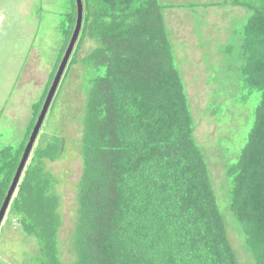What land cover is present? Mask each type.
<instances>
[{"label":"trees","instance_id":"trees-1","mask_svg":"<svg viewBox=\"0 0 264 264\" xmlns=\"http://www.w3.org/2000/svg\"><path fill=\"white\" fill-rule=\"evenodd\" d=\"M83 3L78 50L65 79L76 66L83 67L86 100L76 117L82 127L77 141L82 176L74 189L75 225L65 240L64 203L50 165L66 160L68 145L57 132L36 145L9 210V224H16L26 245L37 248L36 253L27 250L30 257L23 264H243L229 232L230 213L226 220L196 138L167 8L161 0ZM70 5L60 27L61 56L34 106L29 141L77 29V0ZM220 8L250 15L235 31L240 40L235 78L223 75L221 82L234 78L245 103L255 94L262 98L239 160L225 169L228 210L242 228L238 233L253 264H264V0H223ZM87 41L98 47L81 59ZM234 51L233 46L227 50ZM27 140L0 152V211ZM224 190L225 207L227 185Z\"/></svg>","mask_w":264,"mask_h":264},{"label":"rangeland","instance_id":"rangeland-1","mask_svg":"<svg viewBox=\"0 0 264 264\" xmlns=\"http://www.w3.org/2000/svg\"><path fill=\"white\" fill-rule=\"evenodd\" d=\"M222 1L161 0V4L167 8L165 16L176 49L177 67L182 72L196 121V138L218 188L217 194L220 193L223 214L228 220L230 213L233 223L231 231L229 228L231 239L242 263L253 264L238 233L242 228L228 210L229 184L225 168L239 160L254 128L262 95L255 94L245 103L244 94L234 81L240 57V50L236 48L240 40L235 31L240 30L250 15L240 9L220 8ZM70 7V0H0V152L8 147L19 148L27 140L34 106L46 93L61 56L60 27ZM232 46L235 51L230 55L227 50ZM97 47L95 42H85L81 59ZM69 69L70 65L67 72ZM67 72L37 142L38 146L41 140H48L57 132L67 138L66 160L50 165L52 173L58 176V194L64 203L65 240L75 225L74 189L82 176L77 143L81 140L82 127L76 117L85 108L86 100L81 90L83 67L76 66L65 82ZM223 75L234 78L222 83ZM218 102L219 121L212 115ZM226 185L228 204L224 207L222 190ZM13 226L9 224L8 214L0 229V264H23L30 257L27 250L37 252L33 244L26 245V237L16 230L15 223Z\"/></svg>","mask_w":264,"mask_h":264},{"label":"water","instance_id":"water-1","mask_svg":"<svg viewBox=\"0 0 264 264\" xmlns=\"http://www.w3.org/2000/svg\"><path fill=\"white\" fill-rule=\"evenodd\" d=\"M77 3H78L77 29L74 33L71 44H70V46H69V48H68V50L64 56V59H63L61 65L59 67V70H58L57 75L55 77V80L52 84V87L49 91L48 97L45 101L41 115L38 119V122L35 126V129L31 135L30 141L27 145L23 160L21 162V166H20L19 171L16 175L14 183L11 187L9 195L6 199V202L4 203L3 208L0 211V229L2 228L5 220L7 219L12 201H13L14 197L16 196V193L18 192L19 185L22 182V179L25 175L26 166H27L28 162L30 161L31 155L33 154V151L37 145V142H38L39 136L41 134V131L43 129V126L47 120L48 114L51 110L53 102L57 96V93H58L59 88L62 84L64 76H65L67 69L70 65L71 59H72L73 54H74L75 49H76V46L79 42L81 32H82V28H83V23H84V3H83V0H77Z\"/></svg>","mask_w":264,"mask_h":264},{"label":"clouds","instance_id":"clouds-1","mask_svg":"<svg viewBox=\"0 0 264 264\" xmlns=\"http://www.w3.org/2000/svg\"><path fill=\"white\" fill-rule=\"evenodd\" d=\"M64 59V58H63ZM72 60V59H71ZM63 61V60H62ZM59 70V69H58ZM42 132V131H41ZM4 225V224H3ZM3 227V226H2Z\"/></svg>","mask_w":264,"mask_h":264}]
</instances>
